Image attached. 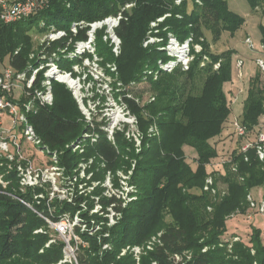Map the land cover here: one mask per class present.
<instances>
[{
  "label": "trees",
  "instance_id": "1",
  "mask_svg": "<svg viewBox=\"0 0 264 264\" xmlns=\"http://www.w3.org/2000/svg\"><path fill=\"white\" fill-rule=\"evenodd\" d=\"M176 1L52 0L48 7L27 19L0 22V61L9 57L10 67L26 71L30 77L32 68L41 60L39 56L30 58L31 35L28 28L33 29L37 24V29L42 31L51 30L53 26L68 31L66 37L42 44L47 59L64 47L70 38L73 40L71 49L77 40L87 39L89 27L79 29L74 35L70 30L74 21L93 22L110 14H121L116 33L123 43L122 52L116 57L106 43L107 61H116L117 80L149 79L156 93L155 99L146 105L149 117L144 115L146 109L143 110L134 98L124 97L129 109L138 114L142 129H148L154 122L160 127V137L147 139L150 144L141 152L136 153L134 140L125 135V129H116L114 139L109 138L108 131L99 124L93 130L89 129L97 135L88 154L96 155L105 164V173L115 174L121 168L127 171L132 167L131 161L136 160L130 185H136L137 199L124 205L126 198L118 197L116 193L103 195L101 187L94 190L102 205V216L98 219L108 220L112 211L118 219L110 227L105 225L100 237L82 233L76 227L82 240L89 244L88 247H79L78 264H253L255 261L264 264V238L257 226L253 227L248 241H235L230 253L226 244L220 245L221 236L229 228L228 218L237 213L246 214L251 207L248 200L250 191L264 184V162L254 147L243 151L240 145L231 152L229 160L222 162L224 171L212 167L213 159L219 156L218 141L225 137L224 130L232 114L223 86L232 79L234 50L212 51L205 29L216 40L223 30H235L245 20L227 7V0ZM250 2L253 8L261 7L264 12V0ZM131 3V7H126ZM161 17L164 19L158 22V30H153L151 23ZM149 31L152 37L161 40L144 46ZM102 33L97 32V39L103 38ZM170 34L182 43L189 40L193 58L188 69H184L182 64L171 71L159 69V60L172 59L166 49H161L169 42ZM196 44L202 46L200 51L195 49ZM66 61L69 58L63 56L57 60L60 65ZM217 62L220 66L215 69ZM149 68L160 70L157 78L147 76ZM43 72L36 76L30 90L43 87ZM107 73L114 74L109 68ZM255 75L239 119L249 132L260 124L264 115V87L260 86V73ZM62 83L53 81V104L36 101L34 109L26 112L42 140V147L51 151L62 149L85 130L76 98ZM185 145L196 150L197 157L193 159L196 164L187 160ZM2 156L0 162L7 160ZM60 159L71 161L74 155L64 150ZM9 173L8 178H12L13 186H16V171ZM210 175L215 186L219 179L228 182L224 194L204 189ZM13 186L3 189L0 185V264L58 263L64 258L65 242L59 240L46 246L51 239L48 231L35 233L37 229L48 226L43 217L53 218L54 215L49 213L45 204H35L43 217L39 216L19 199L21 197L30 204V193L15 190ZM93 204L94 200H91L90 206ZM71 208L75 210L77 205ZM107 231L109 235H105ZM153 237L156 241H153L152 248H148L147 243ZM104 244H109L110 248H104ZM134 246L142 247L139 260L131 251ZM205 246L209 249L203 251ZM124 248H128L125 253ZM175 256L181 259L177 260Z\"/></svg>",
  "mask_w": 264,
  "mask_h": 264
},
{
  "label": "rangeland",
  "instance_id": "2",
  "mask_svg": "<svg viewBox=\"0 0 264 264\" xmlns=\"http://www.w3.org/2000/svg\"><path fill=\"white\" fill-rule=\"evenodd\" d=\"M227 1V7L242 16L245 20L244 23L235 30H223L216 40L211 35L210 31L205 29V36L211 43L210 49L212 51L221 52L222 50L228 49L234 50L231 61L233 67L232 79L226 81L223 86L232 108V114L229 116L230 119L224 130L225 137L220 138L218 141L219 156L213 159V166L211 165L214 169H220L221 171H224L221 166L222 162L231 158V152L234 149L240 147V145L243 146V143L249 140L254 141L260 131L264 132V115L260 118V124L250 131L247 137H237L234 131V121L236 118L241 119L240 116H242L244 110V102L248 95L251 79L256 76L255 74L258 72L261 75L260 86L264 87V75L257 61L259 59L264 60V12L261 7H257L256 9L253 8L250 0ZM176 2L179 3L178 0ZM132 5L133 4H130L126 7H131ZM161 18L153 22L157 23L158 26V22L164 19V17ZM153 22L151 23V28L153 27V30L157 31V26H155ZM25 25H28V22H25ZM34 26L33 29L28 28V33L31 35V53L29 55L30 58L39 56L41 63L32 69H39L37 75L40 71H44V81H50L51 83L53 101V81L60 82L58 78L59 73L66 74L67 72L70 74L71 72V75L80 82L81 87L79 93H76L68 84L61 83L70 91L71 95L76 98L79 109L83 114L85 130L79 137L62 149L54 150L57 152L58 160L54 162L50 158V155L41 150L42 146H37L33 142L27 140L26 136H23L22 126H15L13 118L6 114L2 120V126H0V141L2 135H4V137L8 136L3 132L8 131L10 135L15 134L19 137L21 148L19 151L20 153L13 155V158H8L0 151L2 152L0 156L3 155L7 158V160L0 162V168H6L4 171L0 170V185H2L3 189H7L10 185L13 186L15 184L14 180L8 178V175L10 171H16L17 178L15 182L18 186H13L14 189H19L20 192H29L32 197V202L29 204L21 197H17L41 217L43 216L37 211L35 204H45L49 213L54 215L53 218L43 217L48 226L46 228L41 227L35 231V233L48 231L51 239L46 246L59 240L65 242L64 258L54 264H78L77 254L79 252V247H88L89 244L82 240V237H80L79 233L76 231V227H79L82 233H87L90 236L99 235L100 237L102 235L101 232L105 230V225L110 227L115 224V220L112 219V216L106 221L105 218L104 220L98 219L99 216H102V205L98 202L99 196L94 193V190L97 187H101L103 195L108 196L110 192H112V188H115V190L118 188L117 190L119 193H123V197L126 198V203L132 199H137V195L135 194L137 193V187L135 184L130 185V175L133 173L136 160L133 159L131 161L132 167L127 171L121 168L115 174L110 171H106L105 173V164L102 163L96 155L88 154V149L93 143V137L95 135V133H91L89 129L91 128L93 130L94 126L98 124L101 125V127H105V130L107 129L110 131L113 130V127H121L136 135L137 138L132 140H134L136 153L141 152L142 149H145V146L147 147L150 144L147 139H153L156 136L160 137V127L154 122L150 124L148 129H142L138 114L133 113L124 105V97L134 98L138 104L142 106L143 110H145L146 105L152 102V97L155 96L156 93L149 79L143 81L132 80L130 82L117 80L119 72L116 61H113L116 64L115 66H117L116 72L111 70V72L114 73L111 75L105 73L109 67L108 64L112 62L107 61L106 43L111 47V51L116 57L121 54L123 46L122 40L118 43V46L112 43L108 25H105L102 29L97 31L99 33L103 32V40L96 38L95 52L99 57L96 62L92 60L94 59L93 54L84 53L81 58H69V61H66L63 65H60L56 61V64L59 66L57 68L61 70L60 72L57 70V72L52 71L55 65L52 64L53 61L50 58L46 59L47 55H45V51L42 48V44L50 35L51 30L42 31L37 29V24H34ZM106 35L109 38L105 39ZM151 36V31H149L148 38L144 41V46L153 43L157 44L159 42L156 38L151 39ZM169 36L173 35L170 34ZM249 36L252 39L253 46L247 41ZM181 47L184 48L183 46ZM199 48H201V45L196 44V49ZM184 49L188 50V48ZM87 56H89L90 60L87 59ZM240 59L244 63L241 66L238 65ZM9 61V57L0 61L1 71L9 66ZM95 63L98 64L100 72L95 70ZM49 73L54 74L50 76ZM20 84H22V82ZM47 87L48 86L43 85L41 89L46 91ZM21 91L22 90L19 88L15 90L14 93L16 98H18L17 96H19ZM144 115L149 117L150 113L147 109L144 111ZM155 124H157V126L154 129L155 131H153L151 127ZM64 150H69L70 153L74 155V159L71 161H62L60 158ZM184 150L187 155V160L192 164H196L193 160L197 157L196 150L189 145H185ZM11 152L15 153L14 145H11ZM209 169L212 168L209 167ZM33 183L34 185H30ZM227 185V181L225 182L223 179H219L217 185L215 186L214 184V187L216 192L220 191L224 194L228 189ZM250 192L248 200L251 207H249L248 212H246V214L237 213L228 218L227 227L229 228L227 233L221 236L220 242L222 243H220V245L226 244L225 247L229 253L233 250L235 241L241 239H243V241H248L250 239L253 227L257 226V228H260L261 236L264 238V212L260 210V205L264 203V184L253 187ZM131 193L134 194L132 195ZM250 197H252V201L257 202V206H252L253 204ZM91 200H94L93 207L90 206ZM76 205L77 209L73 210L71 206ZM59 208L61 210H59ZM209 210H212L211 207H209ZM96 214L98 216H96ZM63 219H66L68 222V232L66 234L59 232L57 228L58 222ZM105 235H109V232L107 231ZM153 241H156V237H153V239L147 243L148 248L153 247ZM106 245L107 244H104V248ZM107 248H110V246ZM127 249L128 248H124L123 253H125ZM208 249V246H205L203 251ZM131 251L134 252L136 258L139 260L142 247L134 246ZM252 253H255L254 249H252ZM175 257L177 260L181 259L179 256ZM253 264L258 263L255 261Z\"/></svg>",
  "mask_w": 264,
  "mask_h": 264
},
{
  "label": "built area",
  "instance_id": "3",
  "mask_svg": "<svg viewBox=\"0 0 264 264\" xmlns=\"http://www.w3.org/2000/svg\"><path fill=\"white\" fill-rule=\"evenodd\" d=\"M52 0H0V22L4 23H12L21 21L24 19L29 18L34 13H37L44 8L48 7ZM180 2V0H178ZM132 4V3H131ZM130 5V4H128ZM122 18L121 14L118 15H111L107 16L103 19L95 20L93 22H88L85 20L80 21H74L72 25H70V30L73 32L74 35H76L81 28L89 27L87 34L88 37L86 40H77L74 43V48H70V44L73 40L70 38V40L67 42V44L64 47H61L57 50V52H53L52 56L49 58L53 61L52 64L55 65L53 67L54 69L52 71L54 72H60L61 70L58 69L59 67L56 64V61L59 60L62 56L65 58H81L82 55L91 53L94 55V59H92L94 62H96L99 57L96 54V38H97V31L99 29H102L105 25H108L110 29V38L112 39V43H115L116 46H118V43L121 41V38L116 33V28L120 24V20ZM162 19V18H161ZM109 22L112 24L110 25ZM155 26H157V23L153 22ZM50 35L47 37L46 40L47 44H49L51 41H56L58 39H61L63 37H66L68 35V31L66 29H57L56 27H52L50 31ZM109 37H105L107 39ZM151 39L156 38L158 41L161 40V38L156 36H151ZM149 38V39H150ZM247 41L252 46V39L250 36L247 38ZM188 48V50H185L184 48ZM251 46V47H252ZM161 48L168 50V54L172 57V59L168 61L159 60L158 65L159 69H163L166 71H171L174 69L175 66L178 64H182L184 69L189 68V62L193 58V55L191 54V49L189 46V40L185 42H180L175 36H170L169 42L166 44V46H162ZM118 49V48H117ZM178 49H184V56H178L176 54V51ZM196 49V48H195ZM202 49H196L197 51H200ZM191 55V58H190ZM87 59L90 60L89 56H87ZM258 65L261 68L263 75H264V60L259 59ZM243 61L240 59L238 62V65H243ZM114 62H111L108 64V68L111 69L113 72H116L117 66ZM95 70L100 72L99 66L97 63H95ZM220 66V63L217 62L215 64V68H218ZM39 69H33L32 74L30 77L27 76L26 71H16V69H13L10 66L5 67L2 71L0 70V126H2V120L6 114L10 115L13 118L14 125H20L23 128L24 137L26 136V139L33 142L37 146H42V140L39 138L38 134L36 133V130L34 126L29 122V119L27 117L28 111H31L35 107L36 101H39L42 104H53V93L51 90V83L50 81H44L43 85L48 86L46 91H43L42 89H35L34 91L30 90L33 88L37 72ZM57 70V71H56ZM160 70H155L152 68H149L146 70L147 76L154 75V78H157L159 75ZM67 73V72H66ZM106 74H108L105 71ZM54 73H49L50 76H52ZM70 74H72L70 72ZM22 82V84H20ZM21 89L22 91L19 93L18 98L15 96V90ZM50 88V89H49ZM23 98H26L25 100H22ZM155 99V97H152V101ZM126 108L129 109L127 104L125 103ZM130 110V109H129ZM109 124V123H108ZM107 124V126H108ZM157 124H155L152 128L153 131L156 128ZM235 131L238 136L240 137H247L249 134L248 128L243 125L238 118L234 121ZM105 129V127H103ZM116 129L124 130L121 127H113V130H107L109 133V138L114 139L113 134ZM7 134L8 136L2 135L1 141H0V151H2L8 158H13V155L16 153H20L21 144L19 142V137L15 134L10 135V132L5 131L3 132ZM92 133V132H91ZM95 133V132H94ZM95 135H97L95 133ZM93 137V142L96 140V136ZM128 138L130 139H136V135L134 133H131L130 131H126V134ZM11 145L15 146V153L11 152ZM76 146V145H75ZM255 148L257 151V154L259 158L264 162V132L260 131L257 134V137L253 140H249L246 143H243L242 149L243 151H247L248 149ZM43 151H45L48 155H50V158L57 162V152L51 151L48 148L42 147ZM0 152V154H2ZM39 175V174H38ZM30 185H34L30 184ZM205 190L212 191L213 193L216 192V189L214 187V178L213 176H208L206 180L205 186H203ZM118 189V188H117ZM116 189V190H117ZM115 188H112V192H110V195L113 193H116L118 197L122 196L123 193H119V191H116ZM124 198V197H123ZM252 206H257L256 201H252V197H250ZM127 202V201H126ZM123 203L124 205L126 204ZM260 210L264 212V203L260 205ZM109 216H112V219L115 220V223L117 222V219L114 216V211H112ZM57 228L59 232L66 234L68 232V222L66 219H63L58 222ZM109 244L106 246L108 247ZM105 246V247H106ZM106 247V248H107ZM78 263V261H77Z\"/></svg>",
  "mask_w": 264,
  "mask_h": 264
},
{
  "label": "bare ground",
  "instance_id": "4",
  "mask_svg": "<svg viewBox=\"0 0 264 264\" xmlns=\"http://www.w3.org/2000/svg\"><path fill=\"white\" fill-rule=\"evenodd\" d=\"M109 24L111 25L112 22L111 23L109 22ZM184 51H185L184 49H181V50L178 49L176 51V54L178 56L183 57L184 56ZM58 78H59L60 82L68 84L70 87H72L76 91V93H79L80 87H81L80 82L78 80H76L71 74H69V73H66V74L65 73H59L58 74Z\"/></svg>",
  "mask_w": 264,
  "mask_h": 264
},
{
  "label": "crops",
  "instance_id": "5",
  "mask_svg": "<svg viewBox=\"0 0 264 264\" xmlns=\"http://www.w3.org/2000/svg\"><path fill=\"white\" fill-rule=\"evenodd\" d=\"M218 158V157H217ZM215 159V158H214Z\"/></svg>",
  "mask_w": 264,
  "mask_h": 264
}]
</instances>
